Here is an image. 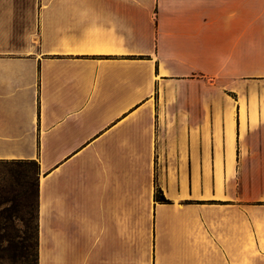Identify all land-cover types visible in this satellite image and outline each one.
<instances>
[{
	"label": "crops",
	"instance_id": "crops-1",
	"mask_svg": "<svg viewBox=\"0 0 264 264\" xmlns=\"http://www.w3.org/2000/svg\"><path fill=\"white\" fill-rule=\"evenodd\" d=\"M35 158L38 264H264V0H0Z\"/></svg>",
	"mask_w": 264,
	"mask_h": 264
},
{
	"label": "rangeland",
	"instance_id": "rangeland-1",
	"mask_svg": "<svg viewBox=\"0 0 264 264\" xmlns=\"http://www.w3.org/2000/svg\"><path fill=\"white\" fill-rule=\"evenodd\" d=\"M16 147H22V143H16ZM51 153V150L49 151ZM32 159H22L18 161L0 162V177L1 190L5 198L12 200L9 202V212L13 211V206L18 211V215L22 221H18L17 224L19 229L22 230L29 226L34 238L26 239H15L19 243H25L31 245L29 249L15 248L8 246L7 242L0 244V264H31L23 256L24 251L32 253L30 259L35 258L36 255V226H37V215H38V193L37 184L39 174L37 165H35ZM51 156L47 157V161L51 162ZM35 161L39 164V161L35 158ZM43 176V174L41 175ZM15 211V210H14ZM11 240V241H14ZM8 246V247H7Z\"/></svg>",
	"mask_w": 264,
	"mask_h": 264
},
{
	"label": "trees",
	"instance_id": "trees-1",
	"mask_svg": "<svg viewBox=\"0 0 264 264\" xmlns=\"http://www.w3.org/2000/svg\"><path fill=\"white\" fill-rule=\"evenodd\" d=\"M22 159H0V162H8V161H18ZM35 165H37L39 174V164L35 160H30ZM1 181L3 179L0 177V244L3 242H7L8 246H12L15 248H24L25 250L29 249V247H32L31 245H26L25 243H19L15 239L22 240L23 238L27 240H30L34 238L32 235V232L29 228V226L26 225V227L22 230L19 229V226L17 224L18 221H22L18 215V211L15 209V206H13V211L9 212V202H12V200H9L5 198L2 194L1 190ZM37 193H38V184H37ZM155 200L160 203H170V200L167 199L163 193V191L160 188L156 189L155 192ZM15 210V211H14ZM36 249L37 253L35 255V258L30 259V256L32 255L29 251H24L23 256L26 258L27 261H30L31 264H38V215H37V226H36ZM14 240V241H11ZM7 246V247H8ZM33 256V255H32Z\"/></svg>",
	"mask_w": 264,
	"mask_h": 264
}]
</instances>
